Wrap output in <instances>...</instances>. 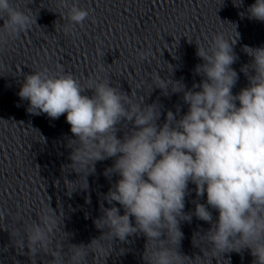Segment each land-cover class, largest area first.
I'll use <instances>...</instances> for the list:
<instances>
[{
    "label": "clouds",
    "instance_id": "9594fccd",
    "mask_svg": "<svg viewBox=\"0 0 264 264\" xmlns=\"http://www.w3.org/2000/svg\"><path fill=\"white\" fill-rule=\"evenodd\" d=\"M58 7L67 9L66 17L59 13L68 20L65 34L89 18L90 10L75 2L59 0ZM247 18L264 22V0L248 6ZM0 21V43L37 25L32 10L15 0H0ZM238 37L237 32L230 41L216 34L207 50L197 46L196 55L203 63L195 73L203 79L192 89L155 75L154 85L162 94H169L171 84V92L182 93L187 105L179 118L178 112L168 110L162 124H158L161 105L135 103L132 94L110 86L107 80L89 78L85 87L62 70L49 75L45 68L25 75L17 95L28 101L30 114H46L53 120L66 114L72 134L66 145L71 149L67 167L84 177L86 187L80 188L87 190V177L95 173L97 162L113 159L104 174L119 177L103 195L109 207L101 203V215L93 220L100 235L87 244L68 243L66 250L63 242L56 244L54 236L62 230V218L50 204L41 208L37 219L9 231L16 248H27L32 264L41 253L52 257L49 264H88L90 255L95 264L111 253L105 242H127L133 235L146 240L144 264H187L197 257L212 264L217 256L243 250L253 257L252 264H264V46H244L252 59L240 71L249 83L233 94L239 79L232 67L239 59L233 50ZM86 90H92V95L84 94ZM125 123L132 128L118 137ZM73 182L64 180L68 192ZM193 190L195 207L186 212V197ZM205 196L206 202L200 203ZM213 210L218 213L215 218ZM193 217L210 225L202 235L210 248L190 258L180 250L181 223L190 224ZM4 220L5 212L0 211V221ZM17 220L22 221L19 213Z\"/></svg>",
    "mask_w": 264,
    "mask_h": 264
}]
</instances>
